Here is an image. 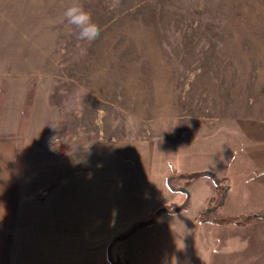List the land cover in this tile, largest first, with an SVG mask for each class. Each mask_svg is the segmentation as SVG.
<instances>
[{
  "label": "rangeland",
  "instance_id": "obj_1",
  "mask_svg": "<svg viewBox=\"0 0 264 264\" xmlns=\"http://www.w3.org/2000/svg\"><path fill=\"white\" fill-rule=\"evenodd\" d=\"M75 2L0 0L2 130L36 152L85 136L153 146L168 213L113 264H264L236 229L264 214V0H78L91 44L64 17ZM222 218L247 221L209 222ZM219 232L222 250L206 240Z\"/></svg>",
  "mask_w": 264,
  "mask_h": 264
},
{
  "label": "crops",
  "instance_id": "obj_2",
  "mask_svg": "<svg viewBox=\"0 0 264 264\" xmlns=\"http://www.w3.org/2000/svg\"><path fill=\"white\" fill-rule=\"evenodd\" d=\"M20 125L25 134L28 124ZM20 144L10 141V127L3 131L0 123V264H113L118 255L125 259L140 249L139 241L154 228L143 223L170 204L165 184L161 193L153 186L159 180L154 168L162 170L165 163L154 167L153 146L142 139L56 138L54 150L40 145L37 152ZM18 151L20 188L10 219ZM55 185L45 199L38 198ZM257 219L236 228L245 230L248 245L264 244V217ZM220 226L202 227L214 234L227 228ZM219 234L206 240L222 250L224 233Z\"/></svg>",
  "mask_w": 264,
  "mask_h": 264
},
{
  "label": "clouds",
  "instance_id": "obj_3",
  "mask_svg": "<svg viewBox=\"0 0 264 264\" xmlns=\"http://www.w3.org/2000/svg\"><path fill=\"white\" fill-rule=\"evenodd\" d=\"M118 5L119 0H113L110 8H115ZM64 17L67 19L69 25L74 26L78 30L76 33L78 40L91 44L99 37L100 29L98 25L93 22L91 13L78 0L66 8Z\"/></svg>",
  "mask_w": 264,
  "mask_h": 264
},
{
  "label": "trees",
  "instance_id": "obj_4",
  "mask_svg": "<svg viewBox=\"0 0 264 264\" xmlns=\"http://www.w3.org/2000/svg\"><path fill=\"white\" fill-rule=\"evenodd\" d=\"M28 100V104L29 105L31 103V95H29V97H27L26 101ZM28 111H24V114L22 116V124H25L26 121H27V117H28ZM19 160H20V154H19V151L16 152V166L14 168V172H13V177H12V183H11V188H10V219L11 217L13 216L14 214V211L17 207V192L20 188V181H19ZM203 174H207V173H203ZM169 182V181H168ZM167 182V183H168ZM59 186L58 185H55V186H51L49 188H46V189H43L38 198L40 200H43L45 199L51 192H53L54 190H56ZM174 210V209H173ZM204 214V213H202ZM247 219L246 218H243L242 220H233V219H226V218H222V219H219V220H211L210 222H217V223H234V224H237V225H244L246 223ZM146 224V223H143V225ZM8 241H9V236H8ZM5 264H7V259H6V262Z\"/></svg>",
  "mask_w": 264,
  "mask_h": 264
},
{
  "label": "water",
  "instance_id": "obj_5",
  "mask_svg": "<svg viewBox=\"0 0 264 264\" xmlns=\"http://www.w3.org/2000/svg\"><path fill=\"white\" fill-rule=\"evenodd\" d=\"M180 192L183 193V194L186 195V196L188 195L187 191H185V190H180ZM166 210H167V209H165V208H161V209H159V210L156 212V214L158 215V214H160L161 212H164V211H166ZM262 217H264V214L258 216V218H262Z\"/></svg>",
  "mask_w": 264,
  "mask_h": 264
}]
</instances>
